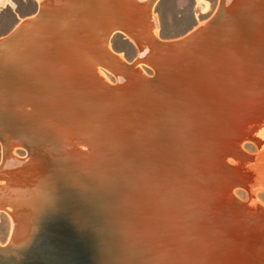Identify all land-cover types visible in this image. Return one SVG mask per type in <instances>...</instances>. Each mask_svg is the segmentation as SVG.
I'll return each mask as SVG.
<instances>
[{"label": "bare ground", "instance_id": "1", "mask_svg": "<svg viewBox=\"0 0 264 264\" xmlns=\"http://www.w3.org/2000/svg\"><path fill=\"white\" fill-rule=\"evenodd\" d=\"M39 1L40 7L45 10L47 20L41 18L36 22V15L24 20L21 23V25L26 23L23 33L9 45V49L16 56L45 68L49 87L43 93L42 105L39 101V105L43 106V119L46 124L43 128L46 131L45 142L41 147L43 153L37 156L41 163L30 159L26 166L20 163L12 170L11 164L7 162L8 155L16 147L12 145L5 155L4 161L7 164L1 168H4L1 178L8 177L10 180L9 185H1L4 186L2 189L6 190H0V212L5 210L12 217L11 240H26L30 236L36 219L42 216L44 209L51 202L55 188L61 182L70 180L73 184L80 185L82 190L92 192L88 193V198L96 194L100 197L97 210L104 213L106 226L114 228L115 234L119 232V242L115 240V248H111L113 260L120 257L126 264H135L129 257L133 255L138 239V230L134 226L147 217H144V209L148 196L146 197V193H137V197L133 198L135 191H129L132 178L129 179L125 175L134 167L143 169L156 163L162 166L168 156L166 146L171 136L177 140L178 134L187 129L188 139L191 140L193 137L189 182L190 186L195 188L194 192L189 193L193 199L199 195H207L208 209L213 211L216 207L225 214L222 222L218 219L213 221L214 224L220 223L218 225L221 229L212 224L210 230L219 234L221 239L227 238L226 243L232 245L230 256L227 258L230 264H264V211L259 209L256 202L250 207L239 209L234 191L236 187L249 192L255 188L264 190V170L257 167L256 173L260 174L262 179L261 182H254L251 165L245 166L241 171L242 175H239V169L232 166L228 160L229 157L241 160L249 158L242 154L245 141L256 143L264 155V133L262 136L254 134L255 130L257 131L259 127L261 129V124H264V109L256 103L261 97V92L258 88L251 87L246 93L240 86L249 80L250 76L254 78L260 75V80L263 81L264 68L261 70L262 68L255 67L254 59H251L252 62H246L240 51L233 52L237 59L229 58L232 53L231 44L235 47L238 45L244 51L245 46L241 45L249 40L248 37L254 38L250 41L252 52L260 43L259 40L264 39V3L241 0L242 5L247 8L243 17L249 21L252 32L244 35L241 26L229 27L226 40L229 38L231 40L219 46L212 55L206 52L205 48L212 44L213 39L208 40L204 38L205 35L199 37L192 34L206 23H202L185 37L186 40L190 39L188 52L192 53V61L188 65L192 68L189 70L191 88L180 86V89L189 91V95L186 96L190 105L188 113L184 114V109L176 108L172 102L171 98L175 95L168 93L177 87L178 82L184 83L182 75L186 73L185 69L175 76L174 85L157 91L147 89L142 76H132L130 82L126 83L125 73L128 72L124 62L120 56L113 55L109 46L112 33L120 31L134 43L136 40L141 41L142 48H139V52L141 55L144 53L147 62L166 64L154 46L159 39L157 23L151 13L153 3L150 0H145L142 5L136 0H118L120 3L114 6L108 0ZM40 20L42 23H39ZM105 58L112 63L115 72L119 73L120 79L125 82L120 89L101 83L89 67V59L107 66ZM164 90L167 92L163 93ZM88 91L95 100L99 96L109 95L125 101L141 92L143 100L148 101L153 108L159 107L167 118L148 117L146 130L142 134L136 133L138 138L136 134L133 136V132L124 130L119 134L113 130L112 141L115 142V146L105 148V144L110 145L109 142L106 140L107 143L103 144V140L101 143L98 137L103 134L91 129L92 126L84 136L81 134L82 112L96 110L94 98L86 101L84 97ZM168 99L169 103H166L165 100ZM21 104L22 102L18 106ZM66 111L73 114L72 124L69 125L74 130L73 141L72 136L60 134L62 127L60 114ZM130 120L126 118L127 122H132ZM90 121L87 126L92 125ZM177 129L178 131L174 133ZM262 132L264 129L260 133ZM85 141L95 150L91 156L93 159L89 158L88 164L82 163L83 155H80L78 149V145ZM98 145L103 149L101 154L104 153L105 158L101 159L102 161L96 157V154L101 152ZM54 153L60 162L63 160L60 171L53 168L54 159L49 158H52ZM73 160L76 163L73 164L71 162ZM200 166H203L202 170L199 169ZM214 198H217L221 205L224 201V205L217 207L215 203L212 204ZM132 199L139 207L133 203L129 204ZM132 206L139 208L137 212L133 211ZM36 208L38 211L35 213ZM194 208L202 211L201 216L205 214L200 210L203 206L199 201ZM140 209L143 214L138 216L136 214ZM154 209H157L155 205ZM22 216H25V219ZM154 260L156 256H149L146 260L140 259L139 264H152Z\"/></svg>", "mask_w": 264, "mask_h": 264}, {"label": "water", "instance_id": "2", "mask_svg": "<svg viewBox=\"0 0 264 264\" xmlns=\"http://www.w3.org/2000/svg\"><path fill=\"white\" fill-rule=\"evenodd\" d=\"M150 1L154 4L155 0ZM246 9V6H240L228 13L224 0H222L217 14L204 26L196 31L194 28L190 32L194 31L192 34L199 37L205 35L204 38L213 39L212 44L220 46L224 44L223 40L228 38L229 27L233 25L241 26L244 29L242 30L244 35L252 32L249 21L243 17ZM44 12V8L40 7L36 15V22L43 17ZM25 26L26 23L18 25V28L7 38L0 41V51L6 52L0 58V143L4 155L8 154L12 145H16L29 150L32 153L29 157L38 158L37 156L43 153L41 147L45 142L46 134L43 129L46 124L43 119V106H41L43 93L49 88L47 87L46 71L41 65L20 58L9 49V45L23 33ZM117 33L121 32L115 31L111 36ZM185 37H188V33L180 38L160 39L154 43L166 64L149 63V61L140 60L138 56L134 62L124 63L126 71L132 73L139 68L137 65L140 62H145L155 70L153 77L142 78L147 89L157 91L174 85L175 76L177 77L180 72L187 69L189 62L192 61V53L188 52L190 39L186 40ZM248 39L247 45L242 51L243 57L246 62H252L251 59H254L256 62L254 66L263 70L264 39L259 40L260 43L253 48L252 52H250L252 50L250 41L254 38L248 37ZM135 45L138 50L142 48L139 40H136ZM108 65L102 67L110 70L117 77L112 65ZM259 76L254 78H250V76L249 80L241 83L240 86L246 93L251 87L258 88L261 97L256 100V103L264 109V80L261 81ZM124 83L117 77V83L112 88L120 89ZM166 92L163 91V93ZM21 100H24L25 103ZM39 101L41 105H39ZM20 102L22 104L18 106ZM199 169L202 170L203 166H200ZM166 176L164 181L173 180L175 183L179 182L180 186L190 187L189 190L184 188L183 195L185 197L188 196L187 192H194L195 188L190 186L191 183L185 179L184 170L169 172ZM68 181L61 182L55 188L51 202L44 209L42 216L36 219L30 236L26 240H11L10 246H8L12 250V247L20 248L31 244L32 248L28 250L30 252L24 254V258L19 260L8 259L0 261V264H126L122 258L115 257L113 260L111 256V248H115L114 245H116L115 240L119 242V232L117 231L115 234L114 228L110 229L106 226L104 213L97 210L100 197L96 194V196L91 195L88 198L90 192L82 190L80 185ZM147 184L149 185V183ZM152 187L151 192L153 191ZM161 188L162 186L159 184V187L155 186L154 189L157 191ZM171 189L173 190L174 187ZM177 191L176 187L173 192L174 197ZM176 195L178 198L179 195ZM207 197V195H199L193 199L190 196L185 206L175 199L167 200L161 202L159 207L157 205V210L154 209V201L148 199L144 209L147 212V217L143 222L134 226L138 230V239L133 255L129 256L130 260L139 264L140 259L146 260L149 256H156V260L152 264H228L227 258L230 256L232 245L226 243L227 238L222 237L223 239H221L219 234L212 233L210 230L212 224L221 229L220 223H218L219 225L214 224L213 221L218 219L222 222L225 214H223V210L216 207L213 211L208 209L209 202L206 201L209 198ZM198 201L203 206V209H200L205 213L203 216L200 214L202 211L194 208ZM173 202L178 204H173ZM237 202L239 209L247 207V204L238 200ZM211 203H215L217 207L224 205V201L221 205L217 198H214Z\"/></svg>", "mask_w": 264, "mask_h": 264}, {"label": "rangeland", "instance_id": "3", "mask_svg": "<svg viewBox=\"0 0 264 264\" xmlns=\"http://www.w3.org/2000/svg\"><path fill=\"white\" fill-rule=\"evenodd\" d=\"M108 1H110L113 6L120 3L118 0H114V1L108 0ZM136 1L138 2V4L141 3L142 5L145 0H136ZM256 1H259L260 4L264 3V0H256ZM221 2L222 0H155L152 6L151 13H152V16L155 17V20L157 23V27H156L157 33H158L157 39L171 40V39L180 38L186 35L187 33H189L192 29L201 25L202 23H207L210 19H212L217 14L219 8L221 7ZM39 3H40L39 0H0V41H3L5 38H7L17 28V26L21 24L24 20H27V18L29 19L30 17L37 15L39 12V8H40ZM224 3H225V9L228 13L231 12V10H233L236 7L240 8V6H243L241 0H224ZM42 19H44V21L47 20L46 13L44 17H42ZM41 21L42 20H40L39 23H42ZM230 40H231L230 38L229 40L224 39L223 42L224 44L229 43ZM135 44L133 43V41L128 39L123 33L114 34L113 36H110V39H109V46L112 50L113 55L118 56V57L120 56V58L122 59L124 63L125 62L132 63L135 60H137L138 56L140 60H145L144 53L141 55ZM224 44H221L220 46ZM231 45H232L231 47L232 53L229 55V58L235 59L236 55L233 54V52L240 51L242 53L243 49H240L238 45L237 47H235L233 44ZM243 45L244 46L247 45L246 42L243 43ZM218 47L219 46H217L216 44H211L210 46L205 48V51L212 55L213 53H215ZM5 54L6 52L1 50L0 58L3 57ZM95 63L96 62H93V60H90V59L88 60L89 67L98 76L97 78L99 79L101 83H104L105 85L113 87V85L117 83V77H118V80H121L119 73L115 72L116 71L115 68L113 69H114V72L117 74V77L110 70L103 68L102 66L104 65L102 64L99 65V63H96V64ZM105 63L112 65V63L107 58H105ZM137 66L139 68L135 70L134 72L125 73L126 83L130 82L132 76L153 77L155 75V70L149 64L145 62H140ZM190 68L192 67L188 65L187 69H185L186 73L182 75V77H184L183 79H185L184 83L178 82L177 87L176 88L174 87L171 90V92L168 93V94L175 95L174 98H171L173 99L172 102H174V106L176 108L177 107L183 108L184 114L188 113L187 109L189 108V105H190L189 100H188L189 98L186 96V95H189L188 94L189 91L180 89V86L185 87V88L190 87L189 85L190 84L189 82L191 80L190 79L191 74L189 73ZM128 90L129 89H127L126 94H128ZM134 94H136V92ZM147 95H148V92H147ZM142 96L143 95L140 92L136 94L134 97L131 96V98H128V100L125 101L119 98L116 99L114 97H110L109 95H103V96L97 97L95 100V98L92 97V95L88 91L87 96H84V97L86 101H89V98L91 100L94 98V102H95L94 106L96 110L94 112H91L89 110H84L82 112V117H81L82 124H83V127H82L83 129L81 133L82 136H84V133L85 132L87 133L88 130H90V127L92 126L91 129L103 134L101 136L99 135L98 137L101 143H103V140H104L103 144H105V142L107 143V141L109 142L110 145L107 146V144H105L106 145L105 148H107V147L113 146L115 143L112 141L114 140L112 137L113 130L118 132L119 134H122V132L126 130L129 132H133L134 133L133 136H135L136 133L142 134L146 130L148 117L152 116L154 118L156 117V119L157 118L158 119L167 118V115L165 114V112L159 109V107L153 108L152 106H150V104H148L149 102L144 101ZM169 100L170 99L165 100V102L169 103ZM133 102L135 104L132 105ZM151 103H153V101H151ZM131 106H133V108ZM122 110H125V111H122ZM60 116L62 120L60 121V125H62L60 129V134L66 133L72 136L71 141H73L74 136H75L74 130L73 128L71 129L69 127V125L72 124L71 118L73 114L70 111H66L64 114H62L61 112ZM111 117L113 118V120H111ZM131 117L133 118V120ZM126 118H130L131 119L130 121L132 122H127ZM88 121H90L92 125L87 126L88 125L87 123H89ZM126 122L128 123L127 125H126ZM261 125H262L261 129L259 127L257 129L258 132L256 130L254 132V134L257 136L258 135L262 136L264 133V132L260 133L261 130L264 129V126H263L264 124H261ZM177 131L178 129L175 130L174 133ZM137 134H136V137L138 136ZM178 135H179V138L177 140L173 138V136H171V139H169L167 146H166L168 156L166 160L164 159L162 166L156 163V165L152 164L143 169L141 167H134L132 168L133 170H130V172L127 171L126 173L127 175L125 177H129V179L132 178V181H131L132 183L130 184L131 188L129 187V191L130 190L132 192L135 191L133 198L135 196L137 197L136 195L137 193H140V194L146 193V197L148 196V198L146 199L148 200L152 196L151 198L155 202L153 203V205L155 206L158 205V207L159 205H161L160 204L161 202H165L167 200L173 201V199L177 200L178 203L181 202L183 206L187 205L186 204V202L188 201L187 199L190 198L191 194L187 192L188 196L185 197L183 195V190L184 188H187V190H189L188 189L189 187L187 185L180 186L179 182L175 183L173 182V180H169V181L165 180L166 182L164 181V179L167 178L166 174H168L169 172H175V171H180V170H184L185 175H186L185 179L187 181H189L190 179L189 164H190V150H191V144H192L191 140L193 139V137H191V140L188 139L189 132L187 129L184 130L183 132H180ZM80 145L82 146H79L78 149H79L80 155H83L82 163L87 162L86 164H88L90 162L89 158L93 159V157L91 156L95 152L94 147L90 145L89 143H87L86 141L80 143ZM105 145H102V146H105ZM90 147L92 148V150ZM100 147L101 146H99V150L101 152L96 154V157H98L101 160V159H104L105 157L103 155L104 153L101 154L103 149L102 147L101 148ZM243 150H244V152L242 153L243 156L245 157L247 155L249 157L248 159L241 160V159H235L233 157H229L228 159L229 163L232 166L237 167V169H239V172H238L239 175L240 174L242 175L241 171H243V168L245 166L251 165L250 170L252 172L251 176L253 175V181L261 182L262 177H260L261 175L256 173V171H257V167L264 170V155L262 154L263 150L259 148V146L256 143L251 142V141H245ZM31 154L32 153L29 150H26L23 147L16 146L13 149L12 153L8 155L9 159L7 160V162L9 161V163L11 164L12 170H13L15 168L14 166L20 163L26 166L27 161L30 159H34L37 163L41 161L37 159L36 157H29ZM52 156H53L52 158L51 157L49 158L54 159L53 162L55 163L53 164L54 165L53 168L60 171V169L62 168L61 162L63 160H61L60 162V159L58 156L56 157V154ZM49 158H47V160ZM4 160H5V155H4L2 144L0 143V187H1L0 190L1 191L6 190V189H2L5 186V184L6 185L10 184L9 182L10 180L8 179V177L1 178V175L4 169V168L3 169L1 168L3 167V165L5 166L7 164V162ZM71 162L73 164L76 163V161L74 160ZM254 163H256V165ZM116 179L118 178L116 177ZM147 183H149V185ZM14 184L15 183L13 182V185ZM159 184L162 186V188L160 190L155 191L154 189L155 186L159 187ZM1 185H4V186H1ZM151 186H153L152 192H151ZM173 187L174 189H176V187L178 188V191L175 193V197L173 196L174 189L173 190L171 189ZM138 189H142V191ZM234 191L236 192V198L238 201H241L247 204V207H250L254 202H256V204H258L259 209L264 211V190L260 191L259 189L255 188L253 190L250 189V192H249L245 189L236 187ZM176 194L179 195L178 198ZM151 198L150 200H152ZM132 203L136 205L137 207H139L136 201H134L133 199L131 200V202H129V204L132 205ZM178 203L173 202V204H178ZM137 207L132 206L131 208L133 209L134 212H137V209H139ZM140 208L143 209L141 206ZM141 209L138 211V214L136 215L139 216L141 214ZM36 211H38L37 208L35 210V213ZM146 216H147V212L144 217ZM22 218L25 219V216H22ZM12 226H13V221H12L11 215L7 213L5 210L1 211L0 212V261H7L8 259H13L14 261H16L21 258H24V254L30 252L28 250L32 248L31 244L25 245L20 248L12 247L13 248L12 250L8 248L11 242Z\"/></svg>", "mask_w": 264, "mask_h": 264}]
</instances>
